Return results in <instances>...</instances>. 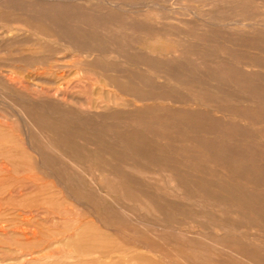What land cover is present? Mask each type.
<instances>
[{
  "label": "rangeland",
  "instance_id": "obj_1",
  "mask_svg": "<svg viewBox=\"0 0 264 264\" xmlns=\"http://www.w3.org/2000/svg\"><path fill=\"white\" fill-rule=\"evenodd\" d=\"M5 219L0 264H264V0H0Z\"/></svg>",
  "mask_w": 264,
  "mask_h": 264
},
{
  "label": "bare ground",
  "instance_id": "obj_2",
  "mask_svg": "<svg viewBox=\"0 0 264 264\" xmlns=\"http://www.w3.org/2000/svg\"><path fill=\"white\" fill-rule=\"evenodd\" d=\"M75 37V36H74ZM28 141V140H27ZM106 141V140H105ZM40 160V159H39ZM41 164V163H40ZM5 168H7V166L5 165L4 166ZM5 170V169H4ZM2 175V174H1ZM5 209H6V207H5ZM2 215V214H1ZM26 214H24V216H25ZM30 219H31V216L29 217ZM26 219H28V218H26ZM29 220V219H28ZM7 220L5 219V220H3V221H0V233H4L5 231H6V228H7V226H8V222H6ZM24 229H26L25 227H24ZM28 235H29V233H27ZM9 235V234H8ZM32 236V235H31ZM29 239H31V238H29ZM81 243V242H80ZM56 244V243H55ZM165 255V254H164ZM103 259V258H102ZM26 263V262H25Z\"/></svg>",
  "mask_w": 264,
  "mask_h": 264
}]
</instances>
